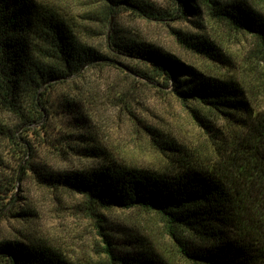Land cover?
I'll list each match as a JSON object with an SVG mask.
<instances>
[{"label":"rangeland","instance_id":"obj_1","mask_svg":"<svg viewBox=\"0 0 264 264\" xmlns=\"http://www.w3.org/2000/svg\"><path fill=\"white\" fill-rule=\"evenodd\" d=\"M44 1L80 25L79 37L111 60L46 93L42 101L49 113L41 118L20 123L17 115L0 110V123L13 133L0 136V178L7 185L0 196V241H36L59 251L70 264H104L108 260L106 238L100 234L104 232L116 255L137 252L142 246L166 264H192L177 252L155 211L112 207L91 216L80 204V193L45 186L27 166L33 162L46 172L87 169L103 162L82 154L87 145H97L120 162L167 171L173 166L168 155L174 143L187 150L193 162L206 164L216 156L222 139L226 137L228 143L246 131L237 121L239 115L230 117L193 100L181 102L172 91L171 79L165 85L160 77H142L131 70L134 66L147 72L148 63L109 52L106 34L122 28V34L175 55L205 76L233 80L253 109L264 111V61L254 35L232 28L203 5L199 16L155 20L127 5L109 13L100 0ZM141 1L160 11L174 7L172 0ZM226 1H243L264 15L263 0H222ZM202 38L212 44L214 56L190 48L184 40ZM160 147H165L164 153ZM0 264L7 263L0 258Z\"/></svg>","mask_w":264,"mask_h":264},{"label":"trees","instance_id":"obj_2","mask_svg":"<svg viewBox=\"0 0 264 264\" xmlns=\"http://www.w3.org/2000/svg\"><path fill=\"white\" fill-rule=\"evenodd\" d=\"M100 1L109 13L127 5L155 20L199 16L203 5L232 28L254 35L264 61V15L243 1L172 0V11L156 10L141 0ZM80 28L50 2L0 0V110L17 115L20 123L41 118L49 113L42 101L46 93L111 60L79 37ZM122 32L118 27L107 32L106 43L109 52L150 65L147 72L131 66L133 72L160 77L165 85L171 79L181 102L193 100L230 117L238 114L246 131L228 143L222 139L216 156L206 164L193 162L187 150L174 143L168 155L173 166L167 171L120 162L97 145H87L82 154L103 162L87 169L46 172L33 162L27 168L49 188L80 193V204L91 216L112 207L155 211L177 252L192 264H264V111L253 109L237 82L205 76L175 55ZM184 40L211 56L212 44L206 39ZM66 105L71 110L67 100ZM146 129L159 134L152 127ZM11 132L10 126L0 123V136L12 137ZM6 186L0 178V196ZM100 234L106 238L104 264H166L142 246L137 252L116 255L107 233ZM0 258L7 264H70L59 251L36 241L2 240Z\"/></svg>","mask_w":264,"mask_h":264}]
</instances>
